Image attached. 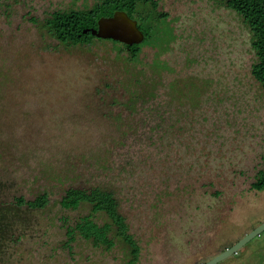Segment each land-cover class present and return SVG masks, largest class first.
<instances>
[{
  "label": "rangeland",
  "instance_id": "374dc122",
  "mask_svg": "<svg viewBox=\"0 0 264 264\" xmlns=\"http://www.w3.org/2000/svg\"><path fill=\"white\" fill-rule=\"evenodd\" d=\"M96 1L0 0V200L51 193L43 210L5 211L0 264H123L121 244L64 246L60 218L89 213L60 208L70 185L114 192L138 264L162 263L189 229L220 232L248 212L264 221V192L250 188L263 167L264 91L242 18L222 0H157L154 13L167 14L157 47L135 61L110 41L65 46L29 21ZM263 242L264 232L254 247Z\"/></svg>",
  "mask_w": 264,
  "mask_h": 264
},
{
  "label": "trees",
  "instance_id": "16d2710c",
  "mask_svg": "<svg viewBox=\"0 0 264 264\" xmlns=\"http://www.w3.org/2000/svg\"><path fill=\"white\" fill-rule=\"evenodd\" d=\"M221 5L236 12L250 30L251 47L256 58L250 72L264 91V0H222ZM157 8V0H98L91 7L58 9L41 21L36 18H30L29 21L65 46L89 45L94 40L110 41L120 44L130 60L135 61L141 54L143 45L155 44L157 47L156 27L163 24L167 17L166 13H154ZM115 11H123L137 21L138 28L144 34L142 43L128 46L110 39L96 38L90 32L82 33L86 28H96L101 17H110ZM162 49L163 47L160 48ZM130 95L139 96L135 90L130 91ZM46 173L49 180L58 178L49 171ZM250 188L264 192V164L255 175ZM50 194V190L45 188L32 199L19 195L13 196L7 203L0 200V224L3 225L4 214L8 209L25 208L30 211L45 209L50 203ZM58 203L65 211H77L83 207L89 210L88 214L73 220L67 216L60 218L61 225L65 228V247L70 248L71 243L78 238L86 241L93 239L94 245L104 246L107 250L121 242L130 248V254L134 259L139 254L140 248L133 235L129 233L118 199L110 189L99 185L89 188L70 185L63 190Z\"/></svg>",
  "mask_w": 264,
  "mask_h": 264
},
{
  "label": "flooded vegetation",
  "instance_id": "af4514ba",
  "mask_svg": "<svg viewBox=\"0 0 264 264\" xmlns=\"http://www.w3.org/2000/svg\"><path fill=\"white\" fill-rule=\"evenodd\" d=\"M262 157L264 164V154ZM263 222L264 221H256L253 214L248 212L241 223H236L230 228L220 232L215 230V232L212 233L203 232L195 234L192 232L194 229H189L190 233L194 234L193 236L191 235L192 237L172 239L168 241L165 254L162 255L164 261H161L162 263L160 264H206L216 256H219L238 245L242 239ZM262 232H264V230ZM255 237L246 240L243 244L238 246L232 254L226 256L215 264H264V242L255 248ZM90 244L93 248H102L105 251H111L118 244H121L124 249L123 264H138L140 251L134 259L130 254V248L121 242H118L110 250H107L104 246L94 245L93 239H90Z\"/></svg>",
  "mask_w": 264,
  "mask_h": 264
},
{
  "label": "water",
  "instance_id": "95a60500",
  "mask_svg": "<svg viewBox=\"0 0 264 264\" xmlns=\"http://www.w3.org/2000/svg\"><path fill=\"white\" fill-rule=\"evenodd\" d=\"M90 32L93 36L100 39H110L119 43L132 46L140 44L144 40L143 32L138 28L137 21L129 17L123 11H115L110 17H101L97 21L96 28H86L82 31L83 34ZM264 230V222L250 232L238 245L232 249L216 256L206 264H215L226 256L232 254L234 250L243 244L246 240L255 237Z\"/></svg>",
  "mask_w": 264,
  "mask_h": 264
}]
</instances>
